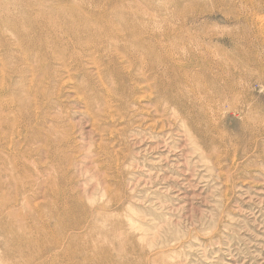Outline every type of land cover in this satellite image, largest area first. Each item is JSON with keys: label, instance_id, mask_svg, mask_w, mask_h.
Returning a JSON list of instances; mask_svg holds the SVG:
<instances>
[{"label": "rangeland", "instance_id": "rangeland-1", "mask_svg": "<svg viewBox=\"0 0 264 264\" xmlns=\"http://www.w3.org/2000/svg\"><path fill=\"white\" fill-rule=\"evenodd\" d=\"M261 1H95L96 11L134 17L131 20L141 24L148 48L157 47L164 59L163 69H175L180 78L188 76L195 82L206 74L223 81L228 77L250 96L247 104L258 117L249 133H244L239 114L229 115V123L239 126L221 127L242 145L238 149L230 144L226 153H213L214 147L197 139L195 144L187 141L183 122L173 110L161 109L157 114L150 108L154 96L150 99L148 94L130 113L134 120L93 119L69 93L73 85L66 84L68 74L62 68L52 66L36 75L26 68L15 42V9L35 0H0L5 6H0V97L5 103L1 113L13 116L37 107L43 133L61 131L69 137L71 143L64 151L30 146L38 149L39 169L57 182L53 193L76 197L87 210L75 215L81 223L76 239L90 250L104 247L108 261L104 264H264V156L260 153L264 151V40L255 24L257 18H264ZM247 63H253L250 69ZM246 70L252 79L244 76ZM155 99L160 106L165 103L156 95ZM11 131L0 145V264H34L32 255L42 247L26 238L40 233L43 218L35 214L33 220L16 222L15 216L25 210L24 199L34 196L17 183H28L37 169L16 172L7 161L8 149L15 152V130ZM37 204L47 218L46 201L39 198ZM20 226L31 232L22 234Z\"/></svg>", "mask_w": 264, "mask_h": 264}, {"label": "bare ground", "instance_id": "bare-ground-1", "mask_svg": "<svg viewBox=\"0 0 264 264\" xmlns=\"http://www.w3.org/2000/svg\"><path fill=\"white\" fill-rule=\"evenodd\" d=\"M95 1L35 0L24 8L17 7L15 9V42H18L17 47L21 49L20 54L25 60L26 68H29L32 74L36 75L52 66L62 68V71L68 74L66 84L73 85L71 87L72 92H68L74 95V100L83 104L85 112L95 120L101 119V116L106 117V119L109 118L108 121L112 120V122L116 118H123L124 116L132 120L133 117L130 113L134 109L137 110L140 99L143 95L148 94L146 96H149L150 99L154 96V99L150 100L152 102L149 106L156 110L157 114L161 109L164 111L173 110V116L183 122L181 127L186 138H188V142L195 144L197 139L205 146L214 147L213 153L223 151L226 153L228 151L227 146L232 147L230 144L237 148L242 145L240 139H234L231 132L221 129V127L224 128L226 125L232 128L239 126L241 123H229L231 113L239 114L242 122L244 120V133H249L251 122L258 117L247 104L250 96L247 98L242 91L236 89L228 77L223 81L206 74V76H200L195 82L196 80H191L188 76L180 78L175 69H163L162 67L166 63L164 59H160L161 54L156 52L157 47L148 48L146 40L142 38L141 24L133 22L131 18L134 17L132 16L96 11ZM236 3L235 5H237ZM199 4L202 6L201 3ZM0 6L5 7L4 5ZM195 6L198 5L195 4ZM195 6L194 8H196ZM259 12L261 13V11ZM260 18H257L258 21L256 20L255 24L258 33L263 35L264 40V18L263 16ZM156 35L158 38V33ZM128 42L129 44H127ZM252 64L250 66L248 63L245 65L251 67ZM230 69L237 70L238 67ZM78 74L82 76L81 81L77 79ZM244 76L248 80L252 79L249 70L244 73ZM256 79L260 80L259 78ZM4 86H6L5 83ZM155 95L165 102L162 106L158 105V99H155ZM114 101L118 103L117 106H113ZM4 105L5 103L0 97V145L7 140L9 131L12 130L13 133L15 130V152L8 149L11 159L7 161L11 162L16 172L22 170L31 173V166L37 169L28 183H17L21 188H28L26 194L32 192L34 196H27L24 199L22 204L25 210L15 216L16 222L22 218L26 219V217L33 220L35 214L38 215L39 219L43 218L40 233L36 230V236L32 235L26 238L31 245L42 247L35 251L36 254L32 255L31 260L34 264H37V261L38 264L39 262H41L40 264H47L48 262L49 264H82V262L89 260L94 262L92 264L107 263L108 261L103 257L106 252L104 247L90 250L82 243H78L76 233H78L81 223L75 215L76 213L77 215L80 213L87 214V210L78 204L76 197H64L65 192H61V195L56 192L53 193L52 188H57V182L52 181L48 172L39 169L40 162L37 163L35 158L38 149L35 150L30 146L41 144V148L46 151H54L59 148L64 151V148L70 145L71 140L61 131L53 135L43 133V128H41L42 117L41 113L37 112V107L33 112L24 110L17 113V115L20 114V119L16 113L12 114L13 116L3 115L1 108ZM23 106L25 107V105ZM14 118L15 120H12ZM152 124L157 129V123ZM102 131L105 130L102 129ZM49 153L51 154V152ZM260 153L264 156V151ZM202 154L204 153L202 152ZM69 190L71 189L69 188ZM39 198L46 201L49 211L47 218L43 216L39 205H36ZM32 201L36 202L34 206ZM54 209L57 210L51 212ZM27 210L34 213L32 215L24 213ZM20 228L24 235L31 232V229H27L25 226H20Z\"/></svg>", "mask_w": 264, "mask_h": 264}]
</instances>
